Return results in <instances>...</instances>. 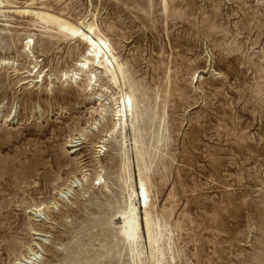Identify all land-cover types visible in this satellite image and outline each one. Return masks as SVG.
I'll use <instances>...</instances> for the list:
<instances>
[{
    "label": "rangeland",
    "instance_id": "rangeland-1",
    "mask_svg": "<svg viewBox=\"0 0 264 264\" xmlns=\"http://www.w3.org/2000/svg\"><path fill=\"white\" fill-rule=\"evenodd\" d=\"M0 264H264V0H0Z\"/></svg>",
    "mask_w": 264,
    "mask_h": 264
},
{
    "label": "bare ground",
    "instance_id": "bare-ground-1",
    "mask_svg": "<svg viewBox=\"0 0 264 264\" xmlns=\"http://www.w3.org/2000/svg\"><path fill=\"white\" fill-rule=\"evenodd\" d=\"M10 11L12 12L13 10H10ZM23 12H26L27 13V12H30V11L29 10H24ZM33 14H35L37 17L40 16L42 19H45V20H48V21H51V22L54 21L58 25V27H60L59 29H61L62 31L68 32L70 36H72V37H74L76 39L77 38H80V39L84 40L85 42H87V44H90V47H89L90 50H89V54H87V56L89 55V56L93 57V60H95V61H96V59H99V61L104 65V67L107 68L108 71L110 72V75L112 77L111 79H114L115 81H117L118 75H121L122 77H124V71H123V68H121V66H123V65H120L117 62V58H115V62H113L112 59H110L109 57H107L108 54L106 52L109 50L108 42L105 41V40H103L98 35H97V37L95 36L97 38L96 40L92 37V34H95L96 33V30H97L96 29V26H94L93 24H89L88 26H89V31L90 32H85L79 26H76V25H74L73 23H71L69 21H64L60 17H56L54 15H49V14L40 13V12L33 13ZM95 25H96V23H95ZM27 47L30 49L31 48V43H28L27 44ZM114 63L116 64V66H115ZM88 65H89V61H87V60H82V62L78 64L79 68H81V69H84V68L88 67ZM111 65H112V68H109ZM74 75H73L74 78H77L78 72H76ZM66 76H67V74H66ZM37 78H39V77H37ZM92 79H96V75H93L92 76ZM89 83L92 84V81L90 80ZM120 91H121V89H120ZM121 92L122 93L120 95L121 97L119 99V102H116L118 104V106L114 110L115 116H116L117 119H116V121L114 120L115 122L113 123V128H112V132H111L110 135H112L113 133H115L117 131L118 127H120L121 129H124L125 130V127L127 126V122H128L129 116L133 115V111H134L133 109H134V105H135V97L132 95V93L131 94L130 93H127V92L125 93L123 91H121ZM105 141L106 140H102L101 143H104ZM98 147H99V145L97 146V148ZM136 149H137V147H136ZM137 152H138V150H137ZM139 157H140V153L137 155V159H139ZM138 170H139L138 178H137V186L138 187H137V189H133L132 190L131 196L133 195V197L130 198V201H131V203H130V212L128 214H126L125 220L123 222V224H124L123 225L124 226V232L127 233V235H128L129 238H136L137 237V234H138L139 227H140V223L138 221V210H137V207L138 206H139V209L144 210V215H145L144 220H145V223L148 224V221H149V218H150V210L148 209L149 203H150V196H151V195H149L150 192H149V186H148L150 184H149V181H147L146 178L144 177V175H143L140 167L138 168ZM98 179L100 180L101 179V176H99ZM134 204H135V206H133ZM128 205H129V203H128ZM36 209H37V212L38 213L42 214L41 210H39L40 208L39 209L36 208ZM120 219H121V217H120ZM14 239H15V237H14Z\"/></svg>",
    "mask_w": 264,
    "mask_h": 264
}]
</instances>
